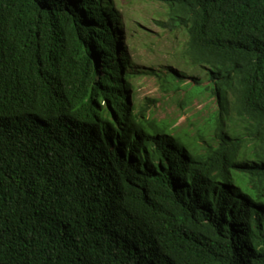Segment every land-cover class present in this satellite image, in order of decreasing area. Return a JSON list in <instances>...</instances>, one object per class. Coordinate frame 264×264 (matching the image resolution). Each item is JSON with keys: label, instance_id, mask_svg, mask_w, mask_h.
Here are the masks:
<instances>
[{"label": "trees", "instance_id": "16d2710c", "mask_svg": "<svg viewBox=\"0 0 264 264\" xmlns=\"http://www.w3.org/2000/svg\"><path fill=\"white\" fill-rule=\"evenodd\" d=\"M142 1L207 75L203 147L137 105L111 0H0V264H264V0Z\"/></svg>", "mask_w": 264, "mask_h": 264}, {"label": "rangeland", "instance_id": "374dc122", "mask_svg": "<svg viewBox=\"0 0 264 264\" xmlns=\"http://www.w3.org/2000/svg\"><path fill=\"white\" fill-rule=\"evenodd\" d=\"M111 1L124 28V42L133 64L131 72L135 74L137 105L147 107L150 118L167 121L203 147L206 144L198 138V133L217 111V104L210 92L190 99L193 87L197 86L194 78L200 79L203 87L209 81L203 69L188 67L181 57L187 40L185 32L176 31L171 35L160 27L159 23L170 19L168 8L162 4L142 0ZM152 71L163 76L173 72L184 75L183 83H179L181 89L178 92L164 90Z\"/></svg>", "mask_w": 264, "mask_h": 264}]
</instances>
